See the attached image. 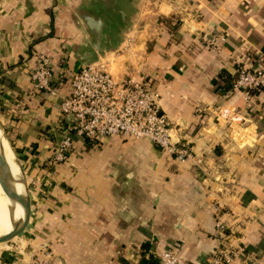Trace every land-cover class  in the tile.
Listing matches in <instances>:
<instances>
[{"label": "crops", "instance_id": "obj_1", "mask_svg": "<svg viewBox=\"0 0 264 264\" xmlns=\"http://www.w3.org/2000/svg\"><path fill=\"white\" fill-rule=\"evenodd\" d=\"M84 14L101 18V30ZM97 36L101 51L134 41L130 74L158 90L190 157L110 136L75 138L55 160L67 125L60 98ZM39 53L53 63L59 95L32 87ZM239 61L264 66V0H0V123L32 205L24 231L0 242V264H32L40 243L54 264H138L145 241V256L171 245L191 264H210L217 216L240 253L235 264H264V88L246 98L212 83Z\"/></svg>", "mask_w": 264, "mask_h": 264}, {"label": "built area", "instance_id": "obj_2", "mask_svg": "<svg viewBox=\"0 0 264 264\" xmlns=\"http://www.w3.org/2000/svg\"><path fill=\"white\" fill-rule=\"evenodd\" d=\"M240 63L236 65L231 88L241 89L249 98L251 90L264 86V66L250 67ZM29 75L34 90L59 95L53 80L54 66L48 55H37ZM159 98L158 90L145 77L137 79L129 72L114 71L106 56L85 61L70 72L68 93L59 101V110L67 125L55 160L68 158L75 138L98 144L110 136L146 138L177 159L185 160L191 156V151L186 142L173 140L170 121L162 111ZM219 113L232 120L227 109ZM216 203L215 209L220 210V202ZM215 234L219 244L210 264H235L240 253L227 243V226L221 216H217ZM38 249L32 264H54L52 250L47 244L40 243ZM158 259L159 264H191L171 245L160 252Z\"/></svg>", "mask_w": 264, "mask_h": 264}, {"label": "water", "instance_id": "obj_3", "mask_svg": "<svg viewBox=\"0 0 264 264\" xmlns=\"http://www.w3.org/2000/svg\"><path fill=\"white\" fill-rule=\"evenodd\" d=\"M83 17L90 28L94 29L97 32L101 30L103 24L101 18L94 17L93 15L89 14H84ZM99 49L100 41L99 37L97 36L93 42V49L85 51L81 58L85 59L86 61L93 60L94 51H98ZM0 129L2 131V135L5 137L1 123ZM16 163L18 165L19 171L13 170L0 146V183L5 191V195L8 201L18 203V206L20 208V211L18 213L19 216L14 222V225L8 231L0 233V242L4 243L13 240L24 231L30 221L31 215L32 205L30 191L27 185V179L22 167L17 160ZM18 199L19 201H17Z\"/></svg>", "mask_w": 264, "mask_h": 264}, {"label": "rangeland", "instance_id": "obj_4", "mask_svg": "<svg viewBox=\"0 0 264 264\" xmlns=\"http://www.w3.org/2000/svg\"><path fill=\"white\" fill-rule=\"evenodd\" d=\"M130 25H128L129 28ZM133 38V36H132ZM139 48H136L134 41L130 39L124 40L123 43H121L120 47L117 49H111V51H101L100 49L98 51H94V59L99 58L100 56H106L107 59L110 61L111 67H113L114 71L116 72H131L134 69L136 70V66L138 65L137 61L140 57V51ZM93 59V60H94ZM203 172V170H202ZM205 174V173H204ZM213 201V206L216 205Z\"/></svg>", "mask_w": 264, "mask_h": 264}, {"label": "bare ground", "instance_id": "obj_5", "mask_svg": "<svg viewBox=\"0 0 264 264\" xmlns=\"http://www.w3.org/2000/svg\"><path fill=\"white\" fill-rule=\"evenodd\" d=\"M0 146L7 161L12 166L13 170L19 171L18 165L13 156V152L6 138L2 135L1 129H0ZM17 201H19V199ZM18 205H19L18 203H13L8 201L5 195V191L0 183V233L8 231L14 225V222L17 220L19 216L18 213L20 211V208Z\"/></svg>", "mask_w": 264, "mask_h": 264}, {"label": "trees", "instance_id": "obj_6", "mask_svg": "<svg viewBox=\"0 0 264 264\" xmlns=\"http://www.w3.org/2000/svg\"><path fill=\"white\" fill-rule=\"evenodd\" d=\"M163 19V17H162ZM165 19V17H164ZM178 21H175L173 24L174 26L177 25ZM78 68V67H77ZM76 68V69H77ZM235 77V73L231 74L226 69H221L217 75V77L212 79V83L215 86L216 90H219V92H225L232 86V81ZM261 88H264L261 87ZM259 88V89H261ZM142 247H144V251L141 254L138 264H159V260L153 255L152 253H148L147 256H145V252L149 250L151 247V244L149 241H145L142 243Z\"/></svg>", "mask_w": 264, "mask_h": 264}]
</instances>
